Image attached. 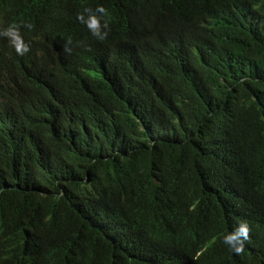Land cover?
<instances>
[{
    "label": "trees",
    "instance_id": "trees-1",
    "mask_svg": "<svg viewBox=\"0 0 264 264\" xmlns=\"http://www.w3.org/2000/svg\"><path fill=\"white\" fill-rule=\"evenodd\" d=\"M9 24L0 264H264V0H0Z\"/></svg>",
    "mask_w": 264,
    "mask_h": 264
},
{
    "label": "clouds",
    "instance_id": "clouds-1",
    "mask_svg": "<svg viewBox=\"0 0 264 264\" xmlns=\"http://www.w3.org/2000/svg\"><path fill=\"white\" fill-rule=\"evenodd\" d=\"M89 11V10H85ZM97 12L103 14L105 12L103 7H98ZM78 19L83 20V16H78ZM91 34L97 39H104L107 35L106 31L101 30V24L95 15H89L88 20L85 22ZM106 28L107 26L104 25ZM0 35L9 38L11 46L14 48L17 55H24L29 51V45L24 42L23 37L20 35V26L9 24L6 28L0 31ZM67 51V49H65ZM248 224L246 221H240L233 230L223 237V243L228 245L230 250L236 254L244 250L243 241L248 239ZM242 238V239H241Z\"/></svg>",
    "mask_w": 264,
    "mask_h": 264
}]
</instances>
